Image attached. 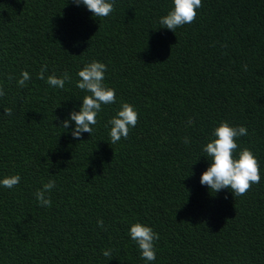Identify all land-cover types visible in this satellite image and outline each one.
I'll list each match as a JSON object with an SVG mask.
<instances>
[{
  "label": "trees",
  "instance_id": "trees-1",
  "mask_svg": "<svg viewBox=\"0 0 264 264\" xmlns=\"http://www.w3.org/2000/svg\"><path fill=\"white\" fill-rule=\"evenodd\" d=\"M113 7L95 18L71 0H0V179L20 176L0 185V264H264V0H202L174 32L158 22L172 0ZM92 61L106 65L116 102L75 139L74 122H60L90 95L76 83ZM65 72L63 89L46 82ZM122 102L139 119L112 144L105 125ZM222 121L247 128L237 152L259 161L260 182L243 196L200 184L202 147ZM49 180L42 207L35 193ZM133 223L158 234L154 261L128 235Z\"/></svg>",
  "mask_w": 264,
  "mask_h": 264
},
{
  "label": "clouds",
  "instance_id": "clouds-1",
  "mask_svg": "<svg viewBox=\"0 0 264 264\" xmlns=\"http://www.w3.org/2000/svg\"><path fill=\"white\" fill-rule=\"evenodd\" d=\"M77 6H85L95 18L108 17L114 11L115 0H71ZM202 7V0H172V8L168 13L159 18V24L163 28L175 31L178 27L185 24H191L196 19L197 9ZM244 70L247 66L244 65ZM47 65L41 66L37 74V78L45 79ZM106 65L92 61L83 66L78 71L79 80L76 87L90 93L82 98L79 111L69 113L68 119L60 122L63 130L69 129V122H74L71 129V135L75 139H79L82 133H93V125L97 124V114L101 111L102 105L114 104L116 102V92L114 89L105 85ZM11 75L9 80L13 79ZM27 71H22L20 78L16 81L19 87H24L25 82L30 79ZM49 86L63 89L65 82L71 83L70 75L65 72L61 77L49 75L47 81ZM3 88H0V97L4 96ZM3 114L12 115V109L6 108ZM55 119H58L55 117ZM139 116L132 105L122 102L120 109L116 115L111 117L105 127L110 125L111 143L115 144L121 138L127 139L129 129L134 128L138 122ZM194 121L189 118L188 125L191 126ZM247 128L244 126H230L228 122L222 121L216 126L211 133L212 138L203 147L202 151L210 163L205 171L200 175V184L205 185L211 192L217 193L222 189H229L233 197L245 195L253 184L260 182V166L259 161L253 152L247 148H243L237 152V138L246 136ZM183 142L189 143V138L184 137ZM20 182V176L11 175L0 179V185L5 188L12 189ZM55 187V182L49 180L44 183L41 189L35 193L38 204L42 207H51L52 202L48 193ZM98 227L103 228L102 219L97 221ZM128 235L131 240L136 243L140 251L141 258L146 261H154L156 252L154 241L159 239L157 233L149 226L141 223L131 224ZM105 257L111 258V250H102Z\"/></svg>",
  "mask_w": 264,
  "mask_h": 264
}]
</instances>
